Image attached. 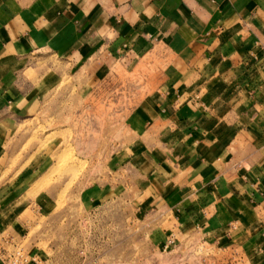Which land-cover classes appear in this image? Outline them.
I'll use <instances>...</instances> for the list:
<instances>
[{"label":"crops","instance_id":"1","mask_svg":"<svg viewBox=\"0 0 264 264\" xmlns=\"http://www.w3.org/2000/svg\"><path fill=\"white\" fill-rule=\"evenodd\" d=\"M145 57L163 67L132 109L135 170L172 210L164 245L197 234L264 264V0H0V176L42 92Z\"/></svg>","mask_w":264,"mask_h":264},{"label":"rangeland","instance_id":"2","mask_svg":"<svg viewBox=\"0 0 264 264\" xmlns=\"http://www.w3.org/2000/svg\"><path fill=\"white\" fill-rule=\"evenodd\" d=\"M135 64L62 79L21 116L24 142L0 176V218L12 215L0 264H252L241 244L197 234L164 249L172 210L161 213L154 187H141V128L131 119L163 66L149 57ZM31 166L28 182L17 175ZM16 252L22 257L10 259Z\"/></svg>","mask_w":264,"mask_h":264},{"label":"built area","instance_id":"3","mask_svg":"<svg viewBox=\"0 0 264 264\" xmlns=\"http://www.w3.org/2000/svg\"><path fill=\"white\" fill-rule=\"evenodd\" d=\"M173 243H174V237L173 238L172 237H169L168 240H167V242L164 245V249L168 248L169 246H172ZM0 252H1V248H0ZM14 255H16V256L19 257L20 256V253L16 252L15 254H13V255L10 256V259L11 258H14L13 257ZM20 257H22V256H20ZM33 260L36 261L35 258H33ZM13 262L15 263L16 261L14 260ZM26 263H27V261H25L23 259L22 264H26Z\"/></svg>","mask_w":264,"mask_h":264}]
</instances>
